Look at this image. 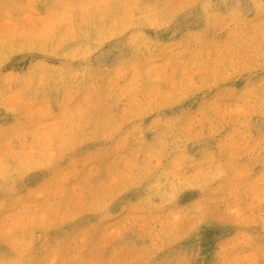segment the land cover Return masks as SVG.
<instances>
[{
  "label": "rangeland",
  "instance_id": "374dc122",
  "mask_svg": "<svg viewBox=\"0 0 264 264\" xmlns=\"http://www.w3.org/2000/svg\"><path fill=\"white\" fill-rule=\"evenodd\" d=\"M0 264H264V0H0Z\"/></svg>",
  "mask_w": 264,
  "mask_h": 264
}]
</instances>
